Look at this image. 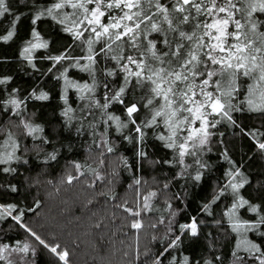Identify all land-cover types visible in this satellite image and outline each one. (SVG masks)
I'll return each instance as SVG.
<instances>
[{
  "label": "trees",
  "instance_id": "1",
  "mask_svg": "<svg viewBox=\"0 0 264 264\" xmlns=\"http://www.w3.org/2000/svg\"><path fill=\"white\" fill-rule=\"evenodd\" d=\"M7 2L11 14L0 17V37L8 31L14 34L7 41L0 39V81H5L0 83V160H7L0 163V205L16 207L10 210L11 215L4 213L0 218V244L8 245L10 252L24 244L30 246L27 253L12 251L11 264H64L21 224L46 244H59L58 251L67 250L69 264H154L176 236H180L178 246L161 257L162 264H183L184 257L189 264H259L256 257L264 253V223H260L264 218V150L259 148L264 143V111L250 110L247 103L251 98L259 104L260 89L252 96L247 92V84L254 82L243 77L237 80V85L245 86L231 98L232 119L209 117L219 123L209 128L208 142L192 149L195 154L185 155L181 163L178 148H168L166 141L159 139L160 135H170L161 118L158 125L143 128L142 138L135 131L137 125L151 119L159 107L157 100L163 103L151 91L154 85L147 79L138 82L134 76L125 80L127 73L111 59L113 55L139 56L147 44L143 34L138 48L116 42L109 52L106 38L95 41L91 31H85L76 40L65 31L73 27L71 14L79 10L65 5L53 10V19L47 9L58 0ZM161 3L170 10L173 6V0ZM110 11L122 14L119 9ZM153 13L154 6L148 9L149 15ZM16 15L20 19L13 29ZM182 15L189 12L170 11L176 31L162 23L165 32L148 34L147 39L154 40L160 52L170 50L162 42L165 38L171 50L178 43L185 46L184 53L192 50L195 41L182 39L179 31H195L199 36L202 30L193 26L210 19L191 10L189 22L183 24ZM36 16L40 18L33 24ZM259 18L264 19V15ZM61 20L65 22L61 24ZM75 30L83 31V27ZM88 39L94 41L95 62L86 70ZM38 41L47 46L33 48ZM102 47L104 52H100ZM26 48L31 51L23 56ZM62 54L69 59H52ZM145 59L153 67H168L152 60L148 53ZM171 59L172 67H177L176 58ZM113 69L115 74L108 75ZM73 84H87L92 91H81ZM121 87L125 89L123 103L112 101L106 109L97 106ZM41 94L47 98L37 99ZM149 99L153 104H148ZM132 104L139 111L129 119L126 106ZM109 116L120 117L119 124L127 127H118ZM25 125L40 130L29 134ZM184 135L186 128L178 130L177 144ZM6 138L15 142L8 150L2 148ZM9 155L11 159L6 157ZM4 168L10 171L4 172ZM69 177L73 178L71 183ZM233 183L242 187L234 192ZM150 193L155 195L149 197ZM145 197H149L147 208ZM241 198L249 203L240 207ZM251 206L257 211H251ZM125 208L140 215L132 216ZM21 213L19 222L13 219ZM193 219L197 236L180 227ZM136 220L143 224L139 230L130 226ZM245 221L248 224L243 225ZM237 224L243 225L239 231L234 230ZM248 242L258 245L261 252L251 250ZM0 264L8 262L0 260Z\"/></svg>",
  "mask_w": 264,
  "mask_h": 264
},
{
  "label": "snow or ice",
  "instance_id": "2",
  "mask_svg": "<svg viewBox=\"0 0 264 264\" xmlns=\"http://www.w3.org/2000/svg\"><path fill=\"white\" fill-rule=\"evenodd\" d=\"M23 2V0H21ZM70 6L72 9L79 10L73 12L71 15L74 17L72 20L73 27L66 28L65 31L73 34L74 39L79 40L84 36L85 31H91L95 36V41L105 39L110 41L107 43V50L112 51V44L116 42L128 43L132 48H138L137 41L143 34L144 39L147 40L145 45V51L140 52L139 56L133 55H113L111 59L115 60L121 71L127 73L125 80L128 76H134L138 79H147L154 87L151 91L155 94V97L161 98L163 103L159 104V107L155 109L151 115L150 120L143 122V125H137L135 131L143 137V128L158 125L161 118L163 124L169 130L170 135H160L159 139L166 141V147L171 149L178 148V155L180 162H183L185 155H194L192 149L199 146H203L208 142V138L211 135L209 132L210 127H215L218 120H210L209 117L222 116L231 120L230 111L233 110L231 98L234 92H237L245 85L241 83L237 85V80L241 77L250 78L254 83L247 84V92L249 96L255 94L257 88L260 89V103L257 104L251 98L247 100L250 110L264 111V19H260L261 15H264V0H173V6L171 10L165 4L161 3V0H58L51 8L47 9V13L53 16V10H59ZM147 5L148 7H143ZM155 7V13L148 14V9ZM119 9L121 15H112L110 10ZM124 9H127L125 11ZM134 9H138L134 11ZM191 10L195 11L196 16H206L210 19L202 20L196 23L193 27L195 29H201L202 34L197 36L194 31L192 34H187L184 31H179V36L187 41H195L192 50L184 53L182 50L185 47L183 44L178 43L174 50H171L170 41L165 38L162 42L164 45L169 46L170 50L160 52L157 49V44L154 40H148L147 36L150 32L163 33L165 29L162 23L168 25V30L176 31L173 27V20L170 18V11L175 13L189 12V15H182L180 17V23L187 24L189 22ZM6 14H11L10 7L7 0H0V17ZM43 13H41L42 15ZM238 14H241L238 17ZM159 16L160 20L156 17ZM36 16L32 23L35 24L39 19ZM67 14L65 19H67ZM195 19V17H192ZM18 15L13 20V29L15 22L19 20ZM55 19V16H53ZM107 20V23H105ZM243 20V23H242ZM61 24L65 20L59 21ZM142 25L144 26L142 28ZM83 27V31L75 30ZM14 31H8L7 35L0 37L5 41L12 38ZM33 36L39 37V34L33 29ZM88 52L89 55L84 57L89 64L85 65V69H89L95 62L92 55V45L94 41L88 39ZM46 47V44L32 45V47ZM27 52L28 49L26 48ZM102 47L100 52H104ZM150 54L152 60L159 62L160 65L167 63L168 67L160 66L153 67L145 59V54ZM165 57H169L166 61ZM171 57L176 58L177 67H172L173 61ZM54 61H61L69 59L65 55L52 57ZM124 60L126 63L120 64V61ZM79 63V62H77ZM215 66V67H213ZM135 69V70H133ZM145 73H148L145 75ZM115 69L108 72V75H114ZM155 77V79H154ZM5 81H0L4 83ZM81 91L87 89L92 91L89 85H76ZM227 87V90H225ZM212 90H209V89ZM125 89L121 87L110 98H106V102L103 105H98L103 108H108L109 103L117 101L123 103L121 99ZM45 94H41L37 99H46ZM83 98V97H82ZM11 103L17 104L16 100H12ZM148 104H153V100L149 99ZM139 109L135 104L126 106V114L129 119L132 118L134 113H137ZM110 120H114L118 123V127H127V124L120 125V117L109 116ZM133 124H136L135 120H131ZM28 128L29 134L39 131L40 129L33 128L29 125H25ZM186 128V135H184L182 142L177 144L178 130H184ZM259 148L264 150V143L259 144ZM112 151L111 148L108 149ZM140 155H144L143 152ZM11 155L8 159H11ZM54 158V157H53ZM7 160H0V163H6ZM79 168V165H76ZM4 172L10 171L8 168L2 169ZM231 176L232 173H229ZM73 178L69 177V183ZM196 180L200 179V176L195 177ZM137 184L140 182L137 180ZM233 191H237L242 185L231 184ZM15 189H13L14 191ZM155 193H150V196H154ZM149 197H145V208H147V200ZM247 200L243 198L239 201V206L243 207L248 204ZM15 205H0V218L4 213L11 215V209H14ZM233 209L237 207L234 204ZM132 216H139V211H133L131 208H125ZM251 211L256 212L257 207L251 206ZM17 215L13 217L17 222L20 221L21 216ZM260 223H264V218ZM248 224L247 221L243 222V225ZM242 224L234 226V230L239 231ZM131 228L141 229L143 224L136 220L131 223ZM39 244L48 248L52 253L56 254L58 258L69 264L68 257L69 252L67 250L58 251L59 244L50 246L45 243L43 239L35 232H33L26 225L21 224ZM182 230L190 231L192 236L198 235V226L193 219L192 223L184 224L180 226ZM249 227H252L251 225ZM180 236H176L169 245L164 248L162 252L156 257L154 264H162L161 257L169 251L170 248L178 246ZM249 247L255 252H261L258 245L250 242ZM29 245L24 244L23 247L13 248L12 251H19L27 253L29 251ZM9 248L6 244H0V260H6L4 252ZM34 251V250H33ZM264 253L261 256L256 257L259 260V264H264ZM11 264V261H8ZM183 264H189L188 257H184ZM210 264V262H206Z\"/></svg>",
  "mask_w": 264,
  "mask_h": 264
},
{
  "label": "rangeland",
  "instance_id": "3",
  "mask_svg": "<svg viewBox=\"0 0 264 264\" xmlns=\"http://www.w3.org/2000/svg\"><path fill=\"white\" fill-rule=\"evenodd\" d=\"M40 43H39V41L38 42H36L35 44H33V45H39ZM38 47V46H37ZM33 48H35V47H33ZM30 49H28V51L26 52V51H24L23 53H22V55L23 56H27L28 55V53H30ZM260 99V98H259ZM258 103H260V100L258 101ZM12 140H10L9 138H6L5 140H4V145H3V147L2 148H7V150H8V148L9 147H11V145H13L15 142H11ZM181 142V141H180ZM6 157H8V156H6ZM17 251H15V253H16ZM4 256L5 257H7V259H6V262H8L9 261V259H12V257H14L13 256V252L11 251L10 252V250H7V251H5L4 253ZM11 256V257H10ZM18 257V255H16L15 256V258H17Z\"/></svg>",
  "mask_w": 264,
  "mask_h": 264
}]
</instances>
